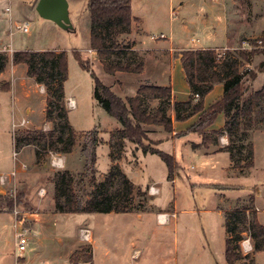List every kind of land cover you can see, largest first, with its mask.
I'll use <instances>...</instances> for the list:
<instances>
[{"label": "rangeland", "instance_id": "obj_1", "mask_svg": "<svg viewBox=\"0 0 264 264\" xmlns=\"http://www.w3.org/2000/svg\"><path fill=\"white\" fill-rule=\"evenodd\" d=\"M18 1L28 5L35 0ZM66 1L69 6L68 18L72 27L70 32L59 27H48L46 25L48 23L37 16L34 11L31 15L29 13L27 17L23 16V18L25 17L30 31L25 35L28 50L60 49L66 52L68 78L64 83V91L78 105L77 109L67 112L69 124L77 131L75 144L77 153H73L69 157L71 167H73L69 170L66 165L62 168L52 166L51 156L46 157L38 164L35 163L34 167L30 166L27 169L23 177L27 183V189L23 191L18 188L6 194L4 201L12 202V209L7 212H16L15 219L20 222V225L18 222L16 229L13 227L10 215L0 216V264H15V261L16 264H22V260L26 261L29 258L32 264H68L67 256L73 250L78 241V234L82 231H91V238L96 237L101 243L99 250L95 253L94 264H227L224 257L225 212L240 210L242 207L253 206L255 208L254 195L258 194L256 205L257 209L263 211L259 215L264 223V132L261 129L250 133L249 139L254 148V165L241 175L240 171L234 167L237 162L231 161L226 152H222L224 155L211 158L185 159L182 165L176 162L172 176L169 177L165 163L157 155L147 154L145 157L141 155V163L136 165L129 150L126 149L124 156L127 157L121 160V167H119L127 175V178L135 183L131 205H137L139 202V197L136 196L137 189L145 192L146 209L144 212L126 214L51 213L54 211L53 186L50 182L52 174L67 170L76 176L74 191L85 201L92 196L96 186L105 179L111 166V161L108 160L109 154L107 157L104 149L100 146L96 151L97 161L95 159L86 177L83 180L80 179V175L84 173V165L79 161L80 150L81 145L87 141L86 134L81 133L91 132L99 124L102 127L106 126L107 119L114 120L93 99L94 80L91 72L104 85H109L115 79L103 71L97 54L92 50V54L88 51V0ZM131 1L134 12L144 11V9L146 11V8H143L145 0ZM161 1L157 14H159L162 23L157 27L164 35H168L167 27L171 22L173 25L171 39L175 46L194 50L207 45L223 46L221 38L205 41V36L199 32L198 28L199 19L201 20L205 13L209 14V18H213V20H209L210 23L216 25V23L222 22L225 12L223 13V8L218 6L219 3L214 4L213 7H210V4L209 7H202L197 13L193 12L194 9L186 7L189 11H184L182 16L185 20H191L196 25H189L188 31H185L181 29L180 23L175 19V14H177L175 2L171 6L174 14H171V19H169L168 2L167 0ZM221 2L222 0H220ZM5 4H3V8ZM13 4L15 6V3ZM13 4L12 6L10 4V7H13ZM251 4H253L252 7ZM227 11L229 19L235 22L237 28L241 24L247 23L250 28H255L258 31L250 37L237 35L229 43L227 49L217 50L216 53L221 51L226 53L250 52L251 56L245 67H249L256 77L245 85L252 91L258 90L264 85V46L250 49L248 44L254 46L256 38L264 40V0H237V5L229 6ZM187 21L184 22V25ZM147 23L149 29L154 27H152L151 21H147ZM159 32V30H151L149 34L159 36L161 34ZM16 38L18 39L19 36ZM124 38L126 39L127 36ZM199 39L204 41L201 42ZM196 40L200 42H196ZM149 42L155 41L146 38V43ZM74 52L88 60L90 63L89 72L80 69L74 59ZM151 71L153 70L148 68L147 74L150 75ZM115 78L121 79L122 77ZM121 82L123 86L115 87V91H117L115 93L121 94V88L124 89L125 86L128 91L132 85V81L129 79H121ZM146 84L150 85L144 83V85ZM124 93L127 94L126 91ZM64 102L66 108V99ZM155 105L156 102L150 101L148 103L149 110L153 109ZM44 116L45 113L37 108L29 120L39 127V130L50 133L43 127ZM97 134V136L95 134L93 136L98 146L109 143L111 133L107 134L106 130H101ZM193 135L197 136L194 133ZM164 136V133L149 131L147 133V138L154 143L155 139H161ZM198 142H200L199 137ZM128 143L125 141L124 145ZM157 145L158 150L168 155L171 154L170 144L167 142H158ZM220 145L222 146V143ZM9 147L11 151L12 146ZM214 150L216 149L212 146L208 149H199L203 155H209ZM20 152L19 158H22L27 164L32 165L35 162V154L31 148ZM26 152L29 154L32 152L31 158L25 157ZM242 155L241 159L244 158L245 153ZM53 156L58 158L57 155ZM122 156L123 154L120 159ZM238 162L241 164L244 161ZM117 185L118 182L115 181L113 190L117 188ZM150 188H155L157 193L150 194ZM4 201L0 202V211L4 207ZM30 213L40 215L36 220L33 232V222L28 221ZM164 219L166 222L163 224ZM239 226L242 227V224L240 223ZM23 232L26 233L28 239L27 249L22 253L15 252V235L23 234ZM186 237L188 242L184 243ZM244 238L247 240L248 237ZM89 246L90 243L86 242L82 249L73 252L74 260L70 264L84 263V256H91ZM243 246L242 242L241 249L245 253ZM106 250L109 257L103 256ZM255 264H264V252L255 257Z\"/></svg>", "mask_w": 264, "mask_h": 264}, {"label": "trees", "instance_id": "obj_2", "mask_svg": "<svg viewBox=\"0 0 264 264\" xmlns=\"http://www.w3.org/2000/svg\"><path fill=\"white\" fill-rule=\"evenodd\" d=\"M89 47L99 59L107 75L116 73L141 74L144 59L124 37L131 31V0H88ZM74 59L83 71L89 72L90 63L74 52ZM251 53L235 51L219 57L215 50H183L179 60L190 97L184 102H171L170 87L141 85L133 97L121 99L110 87L105 86L91 72L94 80L93 99L96 104L119 125L120 129L110 134L109 158L111 166L105 179L100 182L87 200H82L74 191L76 176L65 171H57L51 176L53 186L54 212L61 214H109L138 213L145 211V192L137 189V205H131L135 186L121 171L118 161L127 141L143 155H157L166 165L169 177L172 176L175 162L173 158L158 150V142L147 138L149 126L159 127L166 134L173 132L171 111L176 122L193 116L197 121L188 129L200 138L199 144H191L192 149L217 147L216 152H226L231 161H236L235 169L239 174L253 167L254 151L250 133L264 131V85L258 90H250L245 84L254 80L255 73L245 71ZM13 63H24L27 75L36 84L42 85L46 93L45 121L52 125L50 133L28 132L14 135V151L32 146L36 164L52 155L70 154L76 144V134L69 124L65 108L64 83L68 78L67 56L65 52H16ZM264 63V62H263ZM7 64V56L0 53V73ZM221 84V98L204 109V98L214 85ZM156 102L149 110L148 103ZM223 114L224 125L219 130H210L218 115ZM94 133L86 134L87 141L81 145V155L85 160L84 173L91 170L98 146ZM181 134L178 135L180 137ZM222 137L227 145L221 146ZM147 142V144H144ZM243 153L245 156L243 157ZM238 161H244L238 164ZM115 181L118 182L115 190ZM6 196V195H5ZM5 196H0V202ZM2 207V206H1ZM2 210L12 209L11 201H4ZM240 223L242 227L239 226ZM224 231L226 235L224 257L227 264H254V254L264 252V226L256 218V209L242 207L240 210L225 212ZM248 237L251 252L244 253L241 242ZM86 251V250H85ZM84 263L91 262V256H84ZM74 254L69 261L73 262Z\"/></svg>", "mask_w": 264, "mask_h": 264}, {"label": "crops", "instance_id": "obj_3", "mask_svg": "<svg viewBox=\"0 0 264 264\" xmlns=\"http://www.w3.org/2000/svg\"><path fill=\"white\" fill-rule=\"evenodd\" d=\"M38 1L39 0H35L33 3L26 5L18 0H0V53H3L7 56L6 67L0 73V196H5L8 192L15 191L18 188L25 191L24 189H27V183L25 182L23 177L27 169H29L30 166L34 167V164L36 163L34 162L32 165H30L27 164L25 161H23L22 158H19L20 157L19 155L21 154L20 151L22 150H27L31 148L32 151L34 152L32 146H26L22 148V150L17 152L16 161L13 160L12 153L14 152V139H13L14 135L20 133H28V132H36V133L43 132L42 130H39L40 128L37 127L31 120H29V118L37 108H40L41 112L45 113V105H46L45 89L42 85L36 84L33 78L28 77L27 67L24 63L14 64L12 60L13 54L16 52H26V51L46 52V51L28 50L27 39L25 38V35L29 34L30 31L27 34H24L16 30V26H20L24 22L26 23L25 17H27L29 13L31 15V13H33L34 11L38 16L35 10ZM161 2H162L161 0H145L143 4V8H146V11L144 9V11L138 10L137 12H134V10L131 7V18H132L131 31L130 34L127 35L126 39H128L127 41H129L132 44L133 49L140 56L143 57L144 71L141 74L116 73L114 75H110L114 77L115 80L114 82L109 83V85H105V86L110 87L114 93L117 92L115 91V87L118 88V86L120 87L123 86L121 79L123 80L129 79L132 81V85L130 86L128 91L125 86L124 89L121 88L122 90L121 94L115 93L117 96H119L122 99H125L126 97H133L136 94L138 88L141 85H144V83H149L150 85H154V86L170 87L172 103L187 101L191 95L190 90L185 81V77L180 64L179 53L183 50H194V49L178 47L174 45L173 39H171V33L173 32V28H172L173 25L171 24V22H169L167 27L168 35H164L161 29L157 27L162 23V21L159 19V14H157L161 6ZM167 2H168V18L171 19V14H174V10L171 9V6H173V2H175L176 13H177L175 14L176 17L175 19L176 21H178V23H180L181 29H184L185 31H188L189 25L190 26L196 25V23L192 22L191 20L188 21L187 19L185 20L184 17L182 16L184 11H189V9L186 7H190L191 10L194 9L193 10L194 13H197V11H199L200 8L202 7H209V4L211 5L210 7H213L214 4L219 3L218 6H221L223 8L222 10L223 13L225 12V16L223 17L222 22H219L218 24L216 23V25L210 23L209 20H213V18H209V14L205 13L203 18H201V20L199 19V25H198L199 32H201V34L205 36L206 39L205 41H207V39L214 40L217 38H221L223 41V46L216 47L212 45H207L198 48V50L212 49L217 51L220 49H227L229 43L233 41L237 37V35H244L246 37H250V36H254V34L257 33L258 31L255 28L254 29L250 28L249 24L247 23L245 25L241 24V26L237 28L235 22H232L229 19L228 17L229 13L227 9L229 6L234 7L235 5H237V0H222L221 3L220 0H195V1L167 0ZM13 3H15V6ZM3 4H5L4 8H3ZM10 4L11 6L13 4V7H10ZM252 6L253 4H251V7ZM23 16L25 17L23 18ZM43 21L48 23L46 25L50 28L58 27L53 22L44 19ZM147 21H151L152 22L151 25L152 27L153 26L154 27L149 29L147 25L148 24ZM186 21L187 23H185L186 25H184V22ZM89 26H90V20H89ZM151 30L152 31L159 30L161 34L165 36V39L156 40L155 42L152 43L151 42L146 43V38L150 39V36H154L149 34ZM68 31L70 32L72 30H68ZM17 36H19L18 39L16 38ZM89 38H90V33H89ZM202 39L199 40L203 42L204 40ZM199 40H196V42H200ZM150 41L152 40L150 39ZM47 51L55 52V53L65 52L60 49H52ZM88 51H91L90 47L88 48ZM90 54H92V51ZM67 65H68V57H67ZM148 68L153 70L151 71L152 73H150V75L147 74ZM119 76L122 78L121 79L115 78ZM124 91H126L127 94L124 93ZM222 92H223V87L221 84L214 85L212 91L209 92L204 98L203 101L204 109H207L211 105L216 103L221 98ZM65 99L66 101H68L69 99L72 98L66 95L65 93ZM74 105L75 106L73 109H77L78 105L76 103ZM73 109H70L66 104L67 112ZM170 115L172 118V128H173V132L171 135L166 134L159 127H156L154 129L153 126H149L146 129L152 133L157 132V133L165 134L163 138L161 139L157 138L155 139V141L161 143L167 142L168 144H170V153H171L170 156L173 158L175 164L176 162H178L179 165H182L185 159L193 160L194 158L197 159L202 157L211 158L218 155H224L222 152H216L217 147L215 146L212 147H214L216 150H214L209 155L207 154L203 155L200 153L199 149L194 150L191 148V144L200 143L198 142V136H194L193 133H188V129L197 121L198 119L197 115L182 122H176L174 120V115L172 111ZM224 122H225L224 115L223 114L218 115L213 125L209 127L208 131L221 129L224 125ZM50 126L52 128L51 124L47 123L46 121L44 122L43 127L51 132L52 129L50 130ZM118 129H120V125L117 122L111 119H107L106 126L102 127V125L99 124L98 127H94V130H92L91 132L88 131L86 133L83 132L81 134L94 133L97 136L98 131L100 132L101 130H106L107 134H109ZM262 132L264 131L262 130ZM74 133L77 135V131L74 130ZM179 134H181L180 137H178ZM220 143H222V147L223 145H227L228 143L227 138L222 137ZM10 145L12 146L11 151H10L11 148L9 147ZM100 146L102 147V149H104L108 157L110 151V149L108 148V143H103L97 146L94 149L95 155L97 149ZM75 149H77L76 146L73 148L70 154L57 155L58 158L61 159L62 167L66 165L68 170L73 168L71 167L72 164L69 157L73 155V153H77V150ZM126 149L129 150L131 158L133 159L134 162H136L134 164L138 165L139 163H141L140 161L141 155L143 154L139 149L135 147V145L128 143L124 145L123 151L121 153L123 154V156L118 161V165L120 167H121V160H124L125 157H127L124 156L126 154L125 152ZM31 154L26 152L25 157L31 158ZM76 156L78 157V154H76ZM143 157H145V155H143ZM108 160L110 162L109 157ZM79 161L81 164L83 165L85 164V160L83 159L82 155L81 157H79ZM21 164H25L27 166V169L25 170L21 169L20 168ZM14 170L16 171L15 177L9 178V174ZM3 177H6V179L2 180ZM129 181H131L135 186V183L130 178ZM257 197L258 194H255L253 200L256 209V218L258 223L264 226V223L261 221V217L259 215L263 211L257 209V205H256ZM51 213L61 214V213H55L54 211ZM109 214H114V213H109ZM8 215H10L11 222L14 227L16 220L14 215L11 212H7L5 210L0 211V216H8ZM39 216L40 215H38V213L37 214L30 213L29 215L28 221L33 222L32 232L35 231L34 225L36 223V220H38L37 218H39ZM91 235H92L91 231H82L81 233L78 234V241L74 246L73 250H71L67 256L68 264H70L69 259L72 253L75 252L76 250L79 251L80 249H82V247H84L86 242L90 243L89 252L91 255V262L79 263V264H94V256L96 251L99 250L101 243H99L96 237L92 239ZM187 239H188L187 237L184 238L185 240L184 243L188 242ZM261 253L263 252H258L254 254V264H255V257ZM103 256L109 257L107 250L104 251ZM22 261H23L22 264H32L30 258L26 261L25 259Z\"/></svg>", "mask_w": 264, "mask_h": 264}, {"label": "built area", "instance_id": "obj_4", "mask_svg": "<svg viewBox=\"0 0 264 264\" xmlns=\"http://www.w3.org/2000/svg\"><path fill=\"white\" fill-rule=\"evenodd\" d=\"M16 30L17 31H20L24 34H27L29 32V26H28V23H23L21 24L20 26H16ZM150 39L151 40H162V39H165V36L163 34H160L159 36H150ZM264 46V40L262 39H254V46H252L251 44L249 45L248 44V47L251 49L252 47H263ZM91 52V51H89ZM219 57H224L225 56V51H221L220 53H217ZM245 71H250V68L249 67H244L243 68ZM67 106L70 108V109H73L74 108V102L72 101V99H69L67 101ZM51 165L56 167V168H62V165H61V159L60 158H55L53 155L51 156ZM12 158L13 160L16 161L17 159V152L14 151L12 153ZM20 168L21 169H27V166L25 164H21L20 165ZM16 175V171H12L10 174H9V178H13L15 177ZM6 177H3L2 180H5ZM150 194H156L157 193V190H155V188H150ZM14 215V217H16V212L12 213ZM19 221L15 220V224H14V228L17 229V224H18ZM19 225H20V222H19ZM15 252H25L26 249H27V243H28V239L26 238V233L23 232V234H17L15 235ZM243 247H244V251H246L245 253L247 252H251L252 250V246H251V243H250V240L249 238H247V240H243ZM241 242V243H242ZM241 246V244H240Z\"/></svg>", "mask_w": 264, "mask_h": 264}, {"label": "water", "instance_id": "obj_5", "mask_svg": "<svg viewBox=\"0 0 264 264\" xmlns=\"http://www.w3.org/2000/svg\"><path fill=\"white\" fill-rule=\"evenodd\" d=\"M35 10L40 18L53 22L63 30H71L66 0H39Z\"/></svg>", "mask_w": 264, "mask_h": 264}, {"label": "bare ground", "instance_id": "obj_6", "mask_svg": "<svg viewBox=\"0 0 264 264\" xmlns=\"http://www.w3.org/2000/svg\"><path fill=\"white\" fill-rule=\"evenodd\" d=\"M163 222H165V220H164V221H162V223H163Z\"/></svg>", "mask_w": 264, "mask_h": 264}]
</instances>
